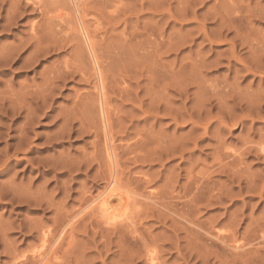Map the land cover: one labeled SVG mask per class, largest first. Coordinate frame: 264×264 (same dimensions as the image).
<instances>
[{
    "label": "rangeland",
    "instance_id": "1",
    "mask_svg": "<svg viewBox=\"0 0 264 264\" xmlns=\"http://www.w3.org/2000/svg\"><path fill=\"white\" fill-rule=\"evenodd\" d=\"M11 1L0 0V264H35L44 234L108 180L79 18L136 216L105 226L80 214L50 264H149L148 252L264 264V0H89L78 14L65 0Z\"/></svg>",
    "mask_w": 264,
    "mask_h": 264
},
{
    "label": "bare ground",
    "instance_id": "2",
    "mask_svg": "<svg viewBox=\"0 0 264 264\" xmlns=\"http://www.w3.org/2000/svg\"><path fill=\"white\" fill-rule=\"evenodd\" d=\"M11 1V0H10ZM15 1V0H14ZM27 1H31V0H27ZM44 0H33L32 4L35 6H38L40 7L43 3ZM51 2H55V0H50ZM62 1V0H61ZM65 1H68L70 3V5H72V7L74 8L75 12L78 14L79 10H78V7L80 4H83L89 0H65ZM12 2V1H11ZM49 2V1H48ZM91 2V1H90ZM89 2V3H90ZM97 2V1H96ZM16 3V2H15ZM28 3V2H27ZM50 3V2H49ZM56 5V4H55ZM69 5V6H70ZM45 6V5H44ZM53 6V5H52ZM43 7V6H42ZM82 7V6H81ZM80 8V7H79ZM45 12V11H43ZM83 12V11H82ZM216 12V11H215ZM229 12V11H228ZM59 13V12H58ZM57 13V14H58ZM75 13V14H76ZM62 16V15H61ZM85 19V17H84ZM71 20V19H70ZM230 20V19H228ZM65 21V19H64ZM51 22V21H50ZM77 25L74 27V29H71L72 32H74L75 34L78 35V37L80 38L81 40V46L83 44V51L86 50V53L84 52V54H88L87 58L88 60L90 61V66H91V70L93 72V78H94V93H95V98L97 99V110H98V118L99 120V124H100V132L102 134V138H103V157H104V162H105V165H106V172H107V183L106 185L104 184V189L103 191L98 194L96 197L92 198V199H89L90 201H88V203L85 205V207L83 209H80L75 215L73 216H70L67 218H65V222H64V225L62 227V229H60L61 231L51 240L49 241V238L51 237L49 235V233H45L44 236H43V240H42V244H41V248L43 249L42 251L39 252V254H35L36 257H32L33 261L35 260V264H50L51 261H53L54 259V256L56 257L55 254L57 249L58 248H61L62 247V243L65 242L64 240L66 239V235L67 233L70 231L72 232V229L74 227V225L80 220V218H77V217H80L79 215L81 214L82 216L85 215V214H95L97 215V218L103 223L106 225H109V226H113V225H117L116 223L118 222H127L128 224H130L131 222H133V220H131V222L129 221L131 219V214L133 213V216H136L134 212H132L130 209L131 207V204L133 203L132 202V192L131 194L129 193L130 191H126L123 189V187H121L120 185V178L121 175H118L117 173V157H116V153H115V149L112 145V140L110 141V136L112 135H109V128H110V121H109V117H108V109L106 108V104L105 103V86H104V77H103V74H102V70H101V67H100V64L96 58V55L94 53V41L93 39L90 37L91 34H89V30H87V26L85 24H87L86 22L84 23L80 18L78 19L77 21ZM74 24V23H73ZM234 24V23H233ZM234 26V25H233ZM35 28V27H34ZM73 33H71V36H72ZM73 36H75L73 34ZM70 38V37H69ZM68 38V39H69ZM75 40V39H74ZM208 40V39H207ZM210 40V39H209ZM245 40V39H244ZM248 42V41H247ZM77 43V42H76ZM215 43V42H214ZM257 45V43H256ZM249 46V44H248ZM254 47V45H252ZM251 47V46H250ZM257 47V46H255ZM231 49V48H230ZM248 49V47H247ZM251 49V48H250ZM249 49V50H250ZM253 50V49H252ZM233 51V50H232ZM262 51V49L260 50ZM260 51L258 53H260ZM38 52H40V50H38ZM82 52V51H81ZM96 52V51H95ZM264 53V52H263ZM98 55V54H97ZM233 56V55H232ZM258 56V55H257ZM3 57V56H2ZM256 57V56H255ZM260 56H258L259 58ZM3 59V58H2ZM5 60V59H4ZM88 61V63H89ZM241 61V60H240ZM252 63V62H251ZM241 64H243L241 62ZM248 65V64H246ZM263 68V67H262ZM90 69V68H89ZM244 69V68H243ZM245 70V69H244ZM248 69H246V72H247ZM253 70V69H252ZM257 70V69H256ZM81 72V70H80ZM255 72V71H254ZM85 73V72H83ZM263 73V72H262ZM261 74V73H260ZM85 75V74H84ZM89 76V75H88ZM88 78V77H87ZM93 82V81H92ZM93 85V84H92ZM105 91V92H104ZM93 93V94H94ZM96 101V100H95ZM90 106V105H89ZM95 108V109H96ZM92 109V108H91ZM11 111V110H10ZM13 113V111H12ZM95 116V115H94ZM93 118V116H92ZM90 120V119H89ZM88 120V121H89ZM92 121V120H91ZM89 121V122H91ZM92 123V122H91ZM90 123V124H91ZM93 124V123H92ZM95 125V124H93ZM89 126V124H88ZM91 126V125H90ZM92 127H95V126H92ZM91 127V128H92ZM98 127V126H96ZM98 129V128H97ZM96 131V129H94ZM99 133V132H98ZM97 134V133H96ZM262 144V143H261ZM258 146H260L258 144ZM261 153H264V146L260 147V150H259ZM92 154V153H91ZM98 154V153H97ZM96 154V155H97ZM256 154V153H255ZM258 154V153H257ZM260 155V154H259ZM262 155V154H261ZM118 156V155H117ZM95 157V156H94ZM99 159V158H98ZM100 168V167H99ZM99 174H101L99 172ZM104 176V175H103ZM100 177V176H99ZM104 179V178H103ZM132 190V189H131ZM135 191V190H134ZM135 193V192H134ZM139 194V193H138ZM131 196V197H130ZM136 195H134V198H135ZM137 197V196H136ZM138 198V197H137ZM141 199V198H140ZM145 199V198H144ZM86 202V201H85ZM136 203V202H134ZM139 203V201H138ZM135 212L137 211L136 208L134 210ZM94 215V216H95ZM81 216V217H82ZM135 218V217H133ZM79 219V220H78ZM64 220V219H63ZM99 221V222H100ZM130 223H129V222ZM120 224V223H119ZM131 225V224H130ZM132 225L134 226V222L132 223ZM194 225V224H193ZM62 226V224H61ZM108 227V226H107ZM126 227V226H125ZM132 227V226H131ZM134 228V227H132ZM263 233V232H261ZM136 234V233H135ZM209 234V233H208ZM264 234V233H263ZM70 235V234H69ZM68 235V237H69ZM73 235V234H72ZM71 235V236H72ZM50 236V237H49ZM135 236V235H134ZM214 237V236H213ZM220 237V238H219ZM224 237V236H223ZM221 238V236H218L217 240L221 239L222 241L224 240V238ZM264 237V235H263ZM263 237H260L259 239L260 240H264ZM133 238V237H132ZM51 239V238H50ZM216 239V237H215ZM228 239V238H227ZM254 239V238H253ZM226 242L228 240H225ZM225 241H223L224 243H226ZM236 240L233 241V243L235 242ZM49 242V243H48ZM67 242V241H66ZM65 242V243H66ZM141 242V240H140ZM237 242V241H236ZM263 242V241H262ZM69 243V242H67ZM229 243V242H228ZM247 243V242H246ZM245 243V245H246ZM223 243H221L222 245ZM238 244V243H237ZM264 244V242H263ZM239 245V244H238ZM244 245V244H243ZM61 246V247H60ZM235 246V245H234ZM233 246V247H234ZM230 247V245L228 246ZM243 248V246H237L234 247L233 249V252H236L238 251L237 249H240V248ZM246 247V246H245ZM232 248V246H231ZM230 248V249H231ZM235 250V251H234ZM229 251H232V250H229ZM240 251V250H239ZM232 252V253H233ZM243 252V251H242ZM256 252V251H254ZM241 253V251H240ZM238 253V254H240ZM244 253V252H243ZM242 253V254H243ZM247 253V252H246ZM245 253V254H246ZM235 254V253H234ZM237 254V255H238ZM249 254V253H248ZM34 255V256H35ZM146 259H147V262L149 264H157L156 262L158 261L155 257V253L153 252H148L147 254ZM241 255V254H240ZM244 255V254H243ZM241 257V256H240ZM22 259V258H21ZM58 260V259H57ZM34 263V262H33ZM15 264V261L14 263ZM18 264V263H16ZM20 264V263H19ZM158 264H159V261H158Z\"/></svg>",
    "mask_w": 264,
    "mask_h": 264
}]
</instances>
